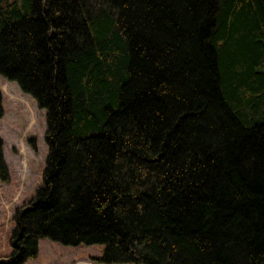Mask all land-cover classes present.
Here are the masks:
<instances>
[{
    "label": "trees",
    "instance_id": "1",
    "mask_svg": "<svg viewBox=\"0 0 264 264\" xmlns=\"http://www.w3.org/2000/svg\"><path fill=\"white\" fill-rule=\"evenodd\" d=\"M0 76L47 145L0 264H264V0H0Z\"/></svg>",
    "mask_w": 264,
    "mask_h": 264
},
{
    "label": "rangeland",
    "instance_id": "2",
    "mask_svg": "<svg viewBox=\"0 0 264 264\" xmlns=\"http://www.w3.org/2000/svg\"><path fill=\"white\" fill-rule=\"evenodd\" d=\"M4 115L0 120V154L6 177L0 179V257L11 253L12 217L42 186L47 145L45 111L23 94L16 83L0 76ZM35 142L36 150L31 148ZM103 246H64L48 239L38 241V254L25 264H99Z\"/></svg>",
    "mask_w": 264,
    "mask_h": 264
}]
</instances>
